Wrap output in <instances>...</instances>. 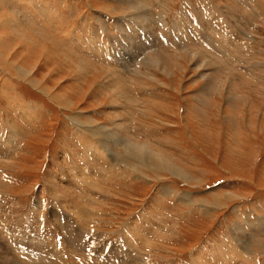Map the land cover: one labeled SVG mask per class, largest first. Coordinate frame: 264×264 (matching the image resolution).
I'll return each instance as SVG.
<instances>
[{
	"label": "rangeland",
	"instance_id": "374dc122",
	"mask_svg": "<svg viewBox=\"0 0 264 264\" xmlns=\"http://www.w3.org/2000/svg\"><path fill=\"white\" fill-rule=\"evenodd\" d=\"M0 20V55L27 73L0 63L14 260L62 262L69 230L82 259L68 264H264V0H0ZM37 223L44 240L25 231Z\"/></svg>",
	"mask_w": 264,
	"mask_h": 264
},
{
	"label": "bare ground",
	"instance_id": "6f19581e",
	"mask_svg": "<svg viewBox=\"0 0 264 264\" xmlns=\"http://www.w3.org/2000/svg\"><path fill=\"white\" fill-rule=\"evenodd\" d=\"M130 3V2H129ZM6 5V4H5ZM137 14H138V12H137ZM6 15V14H5ZM133 16V15H132ZM135 16V15H134ZM130 17V16H129ZM134 18V17H133ZM3 20V19H2ZM1 21V20H0ZM8 22V21H7ZM11 22V21H10ZM17 22V21H16ZM143 22V21H142ZM8 24V23H7ZM13 24H14V22H13ZM16 24V23H15ZM9 25V24H8ZM2 26V25H1ZM19 26V25H18ZM102 27V26H101ZM1 33V32H0ZM5 34V33H4ZM8 36V35H7ZM3 37V36H2ZM26 38V37H25ZM34 39L36 40V38L34 37ZM11 40H13V39H11ZM161 41V40H160ZM99 44L101 45V41L99 42ZM28 45H32L31 47H34V45L33 44H29V43H26V42H23L22 41V43H21V47H22V52H21V55L23 54V52L25 53V51H33V50H31V49H29V46ZM40 48V47H39ZM42 48H43V46H42ZM37 50V49H36ZM12 51V50H11ZM35 51V50H34ZM46 52V51H45ZM16 53H17V50H16ZM27 53V52H26ZM25 53V54H26ZM29 53V52H28ZM20 53L18 52L17 54H16V56L17 55H19ZM49 54V53H48ZM120 54V53H119ZM26 55H28L29 57H34L35 55L34 54H26ZM119 57V56H118ZM156 57V56H155ZM155 57H153V58H155ZM151 58H152V56H151ZM152 58V59H153ZM52 60H54V58L52 59ZM195 60V59H194ZM153 61V60H152ZM157 61V60H156ZM193 61V60H192ZM197 61V60H196ZM196 61H194V62H196ZM205 61V60H204ZM0 63L2 64V65H4L5 64V67H7V68H11V69H15V71H16V73H17V69H18V73H21L22 75H25L26 76V71L25 70H23V68L21 69V68H19V67H17V64H16V62L12 59V57L11 56H6V55H4V56H2V55H0ZM199 63H201V62H199ZM123 65V64H122ZM153 65H154V63H153ZM19 66V65H18ZM125 66V65H124ZM198 67H199V65H198ZM3 68V67H2ZM32 71V70H31ZM216 71V70H215ZM100 72V71H99ZM116 72V71H115ZM110 74V73H109ZM116 75V74H115ZM20 76V75H19ZM111 76V75H110ZM21 77V76H20ZM116 77H118V76H116ZM227 77V76H226ZM111 79H113L112 77H111ZM110 80V79H109ZM6 83V82H5ZM39 83V82H38ZM108 83V82H107ZM32 85L34 86L35 85V82L34 81H32ZM6 86V85H5ZM35 87V86H34ZM233 96V95H232ZM52 100H54V101H59L60 103H61V100H63V99H61L59 96H53V99ZM118 100V99H117ZM66 100H64V102H65ZM71 104H67V106H69V108H71V106H70ZM67 106H66V108H67ZM75 115V114H74ZM76 117V116H75ZM73 120V119H72ZM94 120H91V124L89 125V129L90 130H98V127L97 126H94ZM87 125V124H86ZM105 131V132H111V129H108V128H106V127H103V125L100 127V129H99V131H98V134H100V132L101 131ZM124 131V130H123ZM107 139H110L111 141H113V142H118L120 145H122L123 147H126V149H128L129 150V152L131 153V154H129L130 156H132V158H134V159H136V160H141V159H143V156L141 155V154H139V153H137V152H135V151H132L131 150V147H130V145H128V144H130V140L128 139V138H126L124 135H120V134H117V133H115L114 131H113V137L112 136H110V138H107ZM107 152H110L111 150H110V148H108L107 147ZM109 150V151H108ZM91 152V151H90ZM113 152V151H112ZM93 155L95 156V154L93 153ZM93 156V157H94ZM97 157V156H96ZM95 157V158H96ZM94 159V158H93ZM151 159L153 160V165H150V166H152V167H154L155 169H157L158 171H160V170H162V168H167V169H169V170H171V171H173L174 172V174L176 175V176H183L180 172V170L178 169V168H175V167H177V166H175V167H173L172 166V164H170V162L164 157V154H162V153H156L155 154V156H153V157H151ZM96 160V159H95ZM98 161L97 162H99V161H101V160H99V157H98V159H97ZM92 163V165L95 167V164H94V161H92L91 162ZM101 164V163H100ZM105 164V163H104ZM98 165H99V163H98ZM109 167V166H108ZM90 168L91 167H89V169L88 170H90ZM95 169V168H94ZM78 170V169H77ZM80 171L78 172L80 175H82L83 176V174H82V170L81 169H79ZM137 170V169H136ZM93 172V171H92ZM139 172V171H138ZM93 173H95V172H93ZM85 174V173H84ZM85 178H87L86 177V175L84 176ZM82 180V179H81ZM94 182V181H93ZM85 183V182H84ZM85 185V184H84ZM86 185H87V183H86ZM81 187V186H80ZM92 187V186H91ZM90 187V188H91ZM82 188V187H81ZM89 188V187H88ZM82 190V189H81ZM83 191V190H82ZM81 191V192H82ZM86 192H88L87 190H85ZM89 191H92V189L91 190H89ZM63 192V191H62ZM84 192V191H83ZM81 194H83V193H81ZM65 195V194H64ZM89 195V194H88ZM233 195V194H232ZM79 196H81V195H79ZM67 197V196H66ZM65 197V198H66ZM84 197V196H83ZM82 197V198H83ZM90 197H91V195H90ZM81 198V197H80ZM79 198V199H80ZM86 198V197H85ZM228 198H230V196H228ZM87 199V198H86ZM231 199V198H230ZM233 199V198H232ZM82 201V200H81ZM202 202V201H201ZM77 203V202H76ZM81 203V202H80ZM79 203V204H80ZM67 204V203H66ZM77 205V204H76ZM76 205H74L75 206V208L74 209H77L78 207L76 206ZM216 205V204H215ZM61 206V205H60ZM210 206V205H209ZM73 207V206H72ZM213 207V206H212ZM210 208H211V206H210ZM96 210V209H95ZM209 209H207V211H208ZM71 211V210H70ZM87 211V210H86ZM72 212V211H71ZM98 212V211H97ZM73 213V212H72ZM81 215V214H80ZM83 215V214H82ZM141 217V216H140ZM151 218V217H150ZM139 219V218H138ZM140 220V219H139ZM147 220V219H146ZM150 220V219H149ZM142 221V220H141ZM148 223V222H147ZM146 224V223H145ZM147 225V224H146ZM148 226L149 227H151V229H153V225H152V223H148ZM138 226H136V228H137ZM140 227V226H139ZM143 228V227H142ZM156 229H158V228H156ZM155 229V230H156ZM82 230V229H81ZM81 230L79 231V232H81ZM138 230V229H137ZM142 231V230H141ZM144 231V230H143ZM73 233H75V232H77V230H73L72 231ZM145 232V231H144ZM158 232V231H157ZM156 232V233H157ZM67 233H68V237L66 238V240L65 241H62V243H61V247H62V249L61 250H58V251H56L55 249H52L51 248V252L52 251H54L53 253H54V256L56 257H54V259H57L58 261L60 260V261H62V262H59L60 264L62 263V264H68V261H70L69 259H70V257H73V258H75V259H77V257H78V259L80 258V259H82V255H80V253H81V250H80V243H79V239H80V236L79 235H77V234H72V233H70V231L69 230H67ZM151 233V232H150ZM163 233V232H162ZM148 234V233H147ZM1 235V234H0ZM2 236V235H1ZM160 236H161V233H160ZM159 236V237H160ZM17 237V236H16ZM32 237V239H37V238H33V236H31ZM1 238H3V237H1ZM29 239V238H28ZM64 239V238H63ZM1 241V240H0ZM82 242V241H81ZM1 243V242H0ZM4 243H6V244H3L4 246L2 247V246H0V264H28V262H25V261H23V260H14V259H21V256H20V253L23 251L22 249L21 250H19V252L18 253H16L15 251L13 252L12 251V245L11 244H9L8 242H4ZM45 243H46V241H45ZM248 243V242H247ZM20 244V243H19ZM47 244V243H46ZM5 248H9V250H8V252L9 253H11L12 254V256L11 257H5V256H3L2 254H4V253H6V251H5ZM39 248V247H38ZM40 249V248H39ZM43 249H44V247H43ZM26 250H28V255H30L32 258H35L36 259V261L35 262H33L34 264H36V262L37 263H42V261H43V259H45V258H47V257H49L48 255H49V253L48 252H43V251H36L35 249H33V248H31V247H28V248H26ZM47 250V249H46ZM137 250H139V249H137ZM143 251V250H142ZM122 254V253H121ZM77 255H80V256H77ZM67 256H69L68 258H66ZM27 257V256H26ZM53 258V257H52ZM51 259V258H50ZM47 262H52V261H54V260H52V261H50V260H47V259H45ZM57 260H55V261H57ZM133 261H135V260H133ZM139 263H140V261H138ZM33 263H29V264H33ZM55 263V262H54ZM59 263H57V264H59ZM48 264V263H47ZM108 264V263H107ZM126 264V263H125ZM131 264H132V262H131ZM134 264V263H133Z\"/></svg>",
	"mask_w": 264,
	"mask_h": 264
},
{
	"label": "crops",
	"instance_id": "0c3cea01",
	"mask_svg": "<svg viewBox=\"0 0 264 264\" xmlns=\"http://www.w3.org/2000/svg\"><path fill=\"white\" fill-rule=\"evenodd\" d=\"M94 33V32H93ZM101 33L99 32V30H97V31H95V33H94V37L92 38L93 40L95 39V38H97V36L98 35H100ZM93 40H90V41H88V42H92ZM78 43V42H77ZM97 46L100 48V44H99V42H98V44H97ZM80 48H82V49H84L83 47H80ZM89 48H90V44H89ZM98 50V49H97ZM89 51V50H88ZM90 53V52H89ZM246 204H244V206H245ZM242 209H243V206H241V208H240V210H239V212L241 211V214L240 215H242ZM226 229H228V228H226ZM233 229V228H232Z\"/></svg>",
	"mask_w": 264,
	"mask_h": 264
}]
</instances>
